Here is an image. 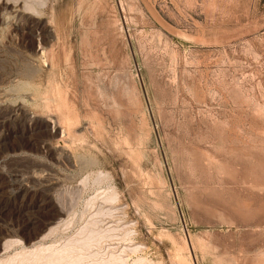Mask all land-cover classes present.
<instances>
[{"label": "rangeland", "instance_id": "obj_1", "mask_svg": "<svg viewBox=\"0 0 264 264\" xmlns=\"http://www.w3.org/2000/svg\"><path fill=\"white\" fill-rule=\"evenodd\" d=\"M21 2L0 87L33 118L0 109V246L63 207L46 245L99 239L71 264H264V0Z\"/></svg>", "mask_w": 264, "mask_h": 264}, {"label": "bare ground", "instance_id": "obj_2", "mask_svg": "<svg viewBox=\"0 0 264 264\" xmlns=\"http://www.w3.org/2000/svg\"><path fill=\"white\" fill-rule=\"evenodd\" d=\"M28 4H29V2H28ZM28 4L26 2L22 3L21 0H0V48L9 40L10 41L13 40L15 35H17V34L28 33L29 38L33 39V35H34V31H33L34 28L33 27L36 24H35V20L33 18V14L31 11L34 9H32ZM30 9H32V10H30ZM36 54H39V53H36ZM40 54H43V53H40ZM38 57H39V55H38ZM33 60H35V59H33ZM0 61H1V59H0ZM29 61H31V60H29ZM31 64L35 65L34 63H31ZM3 72H4V70H3ZM32 72L34 73V71H32ZM26 73H30V72H27V70H26ZM6 74L2 73V70H0V84L4 83L7 80L9 82L13 81L12 77L8 76V75L6 76ZM16 89L15 88L14 89L13 88L7 89V88H4V86L0 87V109L2 110V108L4 107L3 108L4 110L10 108V111H12V112H14V111L17 112L20 110L24 111L25 115L23 116L24 117L23 119L24 120L28 119V115H30L31 120H32L33 115L29 111L24 109L26 104L23 107V104H21V102L16 100L20 97V94ZM22 103H24V101H22ZM20 114H22V112ZM48 126H49L53 135H55L56 133H59V131H58L59 127L56 126V123L53 124V123H51V121H50V123L48 121ZM21 130H22L21 135L25 136L27 134V131L34 130V128L31 126V124L30 125L27 124V127H24ZM15 136H17V135H15ZM7 144H8L7 138L4 137L3 135H0V151L4 150L7 147ZM41 147H43V146H41ZM55 150H56V154H57L58 158H64V160H65V158H67L68 160L70 159V155H69V152L67 149V143H63L61 145H58L55 148ZM5 151H3V152H5ZM1 170H2V168H1ZM15 174H17V173H15ZM41 177H42V175H41ZM18 178H19V176H18ZM38 178L39 177H37V180H38ZM17 180H16V182H17ZM15 190H17V189H15ZM27 190L28 189L26 187H24L23 184L20 185V188H19L20 192L27 191ZM66 212H67L66 209L61 207V209L58 213V217L54 221V223L52 225L48 226L47 229L42 234H40L38 237L36 236V240L30 242L29 244L24 243L20 239H17V238H5L3 240V242L1 243V246H0V264H14L17 262V260H19V262H18L19 264L20 263L21 264H23V263L24 264H54V263L58 264V262H62V264H63V262H64V264H71L72 262L69 263V259H67V258L69 257V255L70 256H71V254L73 255V252L76 251L77 247L78 248L82 247V249H83L84 247H86V245H89V243H92L94 239L95 240L97 239L98 241H99V239H98L97 233L94 230L90 229L89 232H87L88 234H86L87 236L85 235L86 239H85V237L83 238L84 240H82V238H81L82 241L81 240L78 241L76 239L74 240L71 238V240L70 239L67 240L68 242L66 241V244L63 243L62 244L63 246H61V247H59V246L57 247L53 244L46 245L45 240L47 239V237L48 238L50 237L51 233H53L55 229H57L55 225L59 222V220H62L64 215L66 216V214L68 213V212L67 213ZM29 221L32 222V224H33L36 221V219L30 218ZM87 226L85 228H88ZM6 234H7V236L9 235L8 232ZM79 235H78V237H79ZM79 251H81V250H79ZM81 257H82V255H81ZM75 258H77V257H75ZM78 261H79V259L77 260V262Z\"/></svg>", "mask_w": 264, "mask_h": 264}]
</instances>
